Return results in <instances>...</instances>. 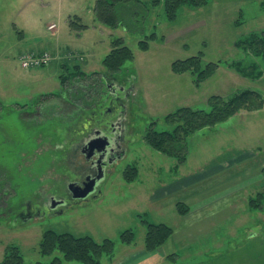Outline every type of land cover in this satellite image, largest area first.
I'll use <instances>...</instances> for the list:
<instances>
[{
  "label": "rangeland",
  "instance_id": "rangeland-1",
  "mask_svg": "<svg viewBox=\"0 0 264 264\" xmlns=\"http://www.w3.org/2000/svg\"><path fill=\"white\" fill-rule=\"evenodd\" d=\"M142 1L148 15L128 12L125 18L134 25L120 23L113 28L98 18L96 0H0V261L6 247L14 244L23 254V264L55 257L61 258V264H83L65 259L58 249L50 255L40 253L44 232L53 229L88 234L97 241L110 238L115 248L102 256V264H123L133 252L147 250L145 219L172 226L176 240L193 237L190 243L174 240L149 251L157 257L153 264H264V195L257 199L262 207L249 204L250 198L264 194V106L242 110L190 134L183 164L145 140L154 121L157 129H172L165 117L181 106L210 110V96L229 99L246 88L264 96V74H259L264 72L263 57L236 46L252 33H264V0H209L197 8L182 5L174 20L166 17L164 0ZM50 23L56 29H49ZM153 31L157 37L148 49H141L140 40ZM118 37L132 48L135 58L111 77L103 59ZM21 50L48 51L52 58L42 66L23 67ZM198 53H203L204 62L220 64L200 85L190 71L177 73L172 68L175 60ZM233 61L241 66L233 67ZM77 66L88 74H100L89 93L70 94L79 98L77 108L81 102L88 104L83 99L90 94L93 100L102 94L101 101L109 86L118 83L113 77L130 88L127 108L118 117L125 128V153L110 165L97 197L67 199L56 210L44 205L41 212L24 216L26 200L45 201L54 193L53 185L63 181V173L77 172L66 159L67 147H61L67 128L64 119L71 111L61 75H71ZM92 105L96 108L97 103ZM237 155V163L229 166L226 160ZM129 165L138 168L137 178L130 182L124 175ZM222 167L224 171L209 173ZM186 177L192 185L185 191L173 189L176 178ZM221 187L216 197L200 199L199 193ZM189 200L195 209L187 217L178 212L177 203L189 206ZM202 205L207 207L204 211ZM215 207L216 213L211 212ZM205 213H212L210 219L216 217L217 225L197 226ZM184 226L192 227L184 231ZM127 229L135 233L130 244L120 238Z\"/></svg>",
  "mask_w": 264,
  "mask_h": 264
},
{
  "label": "trees",
  "instance_id": "trees-1",
  "mask_svg": "<svg viewBox=\"0 0 264 264\" xmlns=\"http://www.w3.org/2000/svg\"><path fill=\"white\" fill-rule=\"evenodd\" d=\"M161 0H154L153 4H159ZM209 0H164L166 17L169 20H174L178 15L179 7L187 5L191 8H197L207 4ZM95 12L98 18L110 27H117L118 24H125L130 28L133 22L126 20L125 14L129 15H148L149 9L147 4L142 0H96ZM239 23V21L237 22ZM137 26V24H135ZM157 37V32L153 31L140 40V48L148 49L149 42ZM236 46L245 51L252 52L255 55H261L264 60V33H252L250 37L241 39L236 43ZM34 52L32 50H27ZM24 52V51H23ZM21 52V54L23 53ZM36 53V52H35ZM40 53V52H39ZM20 54V55H21ZM135 58L132 48L125 44L122 37L115 38L112 41V48L110 52L103 59L105 72L114 75L121 69L127 60ZM65 65H67L65 63ZM233 67L239 68L240 62H231ZM219 62L208 61L204 62L203 53L192 55L185 59H177L172 63V68L177 73L190 71L194 75V82L200 85L205 79L213 75L218 67ZM78 67V66H77ZM255 70V66L250 68ZM252 72V71H250ZM97 72L86 73L78 67L71 75L62 74L61 83L63 91H65L66 99L71 102H79V98L71 95H80L89 93L92 90L93 84L99 82L100 74L96 76ZM260 75L264 72H259ZM112 77V76H111ZM90 79L91 81H88ZM87 80V81H85ZM85 81V82H83ZM76 82H81L77 84ZM91 88V89H90ZM69 93V94H68ZM104 94V93H103ZM63 97V96H62ZM102 97V94L99 98ZM92 97H84L86 105L93 103H100V99ZM211 104L210 110L197 109L191 106H181L176 111L169 113L165 120L174 125L172 129H157L156 122H152L145 133L146 142L153 148L177 159L178 164L186 162L188 157V137L190 134L207 126H213L219 122L229 119L231 116L237 114L242 110H258L264 106L263 94L256 90L246 88L235 94L229 99H223L220 95H212L209 97ZM178 167V166H177ZM125 179L127 181H134L138 175V168L129 165L124 171ZM263 192L258 194L257 198H250V207H262L263 202L257 199L263 196ZM1 204V203H0ZM178 212L182 215L189 213L190 208L183 202L177 203ZM146 223L145 247L148 251H153L159 246L165 244L173 235L174 228L164 222H151L144 219ZM121 241L130 244L135 240V233L132 229H127L121 233ZM115 242L110 238H105L102 241H97L91 235H75L71 232H57L53 229H47L42 237L40 243V253L43 255H50L56 249L60 250L67 260H79L83 264H102V256L104 254H111L114 251ZM24 258L20 248L17 245L10 244L6 247L4 257L0 264H23ZM37 264H61V258L55 257L50 262L38 261Z\"/></svg>",
  "mask_w": 264,
  "mask_h": 264
},
{
  "label": "flooded vegetation",
  "instance_id": "flooded-vegetation-1",
  "mask_svg": "<svg viewBox=\"0 0 264 264\" xmlns=\"http://www.w3.org/2000/svg\"><path fill=\"white\" fill-rule=\"evenodd\" d=\"M113 79L117 80L118 83L113 88L110 86L108 88L107 86V93H105L100 103L97 104L98 107L96 106L95 108L94 106L91 109V105H87V108L82 107L80 109V107L77 108L78 103L74 99L71 100L70 106L73 109H69L71 111H68L64 119L67 128L61 147H67L66 159L68 163L72 162V164H75L77 172L72 175L67 174V172L63 173L60 179L63 181L53 185L56 192L54 191V193L50 194L45 201L26 200L24 211H22L24 216L36 214L38 211L41 212V208L44 205L56 210L63 201L74 199L70 188L73 183L84 186L87 182L97 178L101 174L102 168L106 174L110 165L117 160V157L125 153V128L118 117L127 108L126 100L129 101L130 93L128 90L130 88L124 86L122 81L116 77H113ZM62 103L63 101L61 100L60 105H63ZM74 109H76V114ZM97 132H101L104 137L101 134L97 135L96 142H92V145L89 146L90 139L95 138ZM96 146L100 148L104 146V150H94ZM63 177H65V180ZM101 182L96 185V191L99 190ZM56 188H61V191ZM57 191L60 194H57ZM43 202L44 204H42ZM55 204L56 206H54Z\"/></svg>",
  "mask_w": 264,
  "mask_h": 264
},
{
  "label": "crops",
  "instance_id": "crops-1",
  "mask_svg": "<svg viewBox=\"0 0 264 264\" xmlns=\"http://www.w3.org/2000/svg\"><path fill=\"white\" fill-rule=\"evenodd\" d=\"M23 51H27V50H21V52H23ZM21 52H20V54H21ZM239 158H240V156L239 155H237L236 156V158L235 157H233L232 159H230V160H226V161H228V165L229 166H231V165H235L236 163H237V161L239 160ZM235 159H236V162H235ZM226 161H224L223 162V164L224 163H226ZM240 162V161H239ZM176 169L177 170H179V167H177L176 166ZM212 170L213 171H210L209 173H215V172H219V171H224L225 170V167H222V168H219L218 170H216L215 168H212ZM209 173H207V174H209ZM207 174H206V176L204 177V178H206V177H208L207 176ZM184 179V178H183ZM182 178L180 179V178H176L175 179V181H174V183L173 184H177V185H175L174 187H173V189H176V190H180V191H185V189L187 188V187H189L190 185H192V183H193V181H192V179H190L189 177H186V179L185 180H183ZM229 185H235V183L233 184V183H230ZM225 188H228V187H225ZM229 188H231V187H229ZM228 188V189H229ZM173 189H171V191L173 190ZM222 189H223V187H221V188H213V189H211V190H208L205 194L204 193H199V195L201 194V200L203 201V200H205V199H207V198H209V197H216V195H217V193L218 192H221L222 191ZM163 191H165V190H163ZM203 194V195H202ZM187 200V199H186ZM188 201V200H187ZM191 202L192 201H190L189 200V206H190V211H189V213H187V214H185V215H183V216H187V217H190V216H192L194 213V207L192 206L194 203H192L191 204ZM194 202V201H193ZM217 202V201H216ZM215 202V203H216ZM197 208V207H196ZM207 207L206 206H204L203 207V205L201 206V208H200V210L201 211H204L205 209H206ZM216 211H217V208L215 207L214 208V210H212L211 212H215L216 213ZM211 215H213L212 213H211ZM210 214H209V216L207 215V213H205V214H203V216L201 217V219H199L200 221H202V223H200V225H197V226H204L205 224H207V227H209V228H212V227H214L215 225H217V220H215L214 221V219L216 218V217H214V219H210V216H211ZM221 217H223V215L221 216ZM208 218V219H207ZM205 219H207V223H204V220ZM189 227H192V226H189ZM188 226H184V231L185 230H187L188 228H189ZM176 232L177 231H175V233L171 236V238L167 241V242H170V244H172L173 242H174V240H176ZM189 232V231H188ZM188 232H187V234H188ZM186 233V232H185ZM185 236V235H184ZM191 235H189L188 236V240H181V239H179V238H177L178 240H181L180 242H191V240H192V238L193 237H191ZM178 240H176V242L178 241ZM166 242V243H167ZM165 243V244H166ZM164 244V245H165ZM174 246V245H173ZM144 255L146 256V257H144ZM131 256L132 257H130L129 259H127V258H123L124 260H122V261H124V262H122L123 264H131V263H134V262H136V261H138V260H142V261H144V260H147L148 261V264H153L154 263V261L153 260H156V254H154V253H152V252H149V251H147V250H144L143 251V253H139V252H133V254H131ZM134 256V257H133ZM155 258V259H154Z\"/></svg>",
  "mask_w": 264,
  "mask_h": 264
},
{
  "label": "water",
  "instance_id": "water-1",
  "mask_svg": "<svg viewBox=\"0 0 264 264\" xmlns=\"http://www.w3.org/2000/svg\"><path fill=\"white\" fill-rule=\"evenodd\" d=\"M99 134H101L102 137H104V135L101 132L100 133L97 132L95 134V138L90 139V141L88 143L89 146L92 145V142H96V136L99 135ZM105 146H106V144H105ZM94 148H95L94 150L97 149L98 151L104 150V146L102 148H100L99 146H96ZM121 156H119V157H121ZM101 171H102L101 174L97 178H95V179L87 182L84 186L76 185L75 183H73L71 185V187H70L71 188V191L73 193L72 194L73 198L74 199H77V200H82V199L88 198L89 196L97 197L98 195H100L101 194V191L100 190L96 191V185L99 182H101L103 180V178L105 177V171H104V169L102 168ZM54 206H56V204Z\"/></svg>",
  "mask_w": 264,
  "mask_h": 264
},
{
  "label": "built area",
  "instance_id": "built-area-1",
  "mask_svg": "<svg viewBox=\"0 0 264 264\" xmlns=\"http://www.w3.org/2000/svg\"><path fill=\"white\" fill-rule=\"evenodd\" d=\"M49 29L54 30L56 29L55 23H50L48 25ZM52 56L51 53L48 51H43L40 53H35L31 51H24L20 55V59L22 62L23 67H38L44 64H47L51 60Z\"/></svg>",
  "mask_w": 264,
  "mask_h": 264
}]
</instances>
